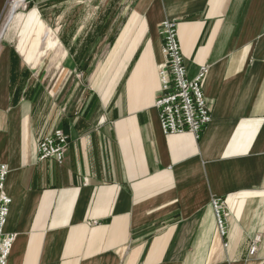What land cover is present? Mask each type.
Instances as JSON below:
<instances>
[{"label":"crops","instance_id":"crops-1","mask_svg":"<svg viewBox=\"0 0 264 264\" xmlns=\"http://www.w3.org/2000/svg\"><path fill=\"white\" fill-rule=\"evenodd\" d=\"M132 1L118 23L62 29L53 17L66 51L52 62L55 91L36 77L47 26L37 8L5 27L17 30L15 48L0 45L7 264H264V0ZM167 18L188 77L207 67L212 118L199 138L162 133L153 104ZM56 127L68 136L61 164L36 152Z\"/></svg>","mask_w":264,"mask_h":264},{"label":"built area","instance_id":"built-area-1","mask_svg":"<svg viewBox=\"0 0 264 264\" xmlns=\"http://www.w3.org/2000/svg\"><path fill=\"white\" fill-rule=\"evenodd\" d=\"M176 25L174 19L167 18L159 26L164 61L157 68L161 93L155 98L153 104L158 110L162 133L171 135L190 132L195 138H199L202 129L212 118L210 105L202 88L207 67L200 66L195 77H188L181 45L177 38ZM67 146L68 136L61 128L56 127L38 140L37 159H54L58 164H61ZM8 171L9 167L5 163H0V264H7L8 254L15 236L12 232L6 233L4 227L11 202V197H8L3 190ZM223 204L224 202L219 198L211 200L221 235L226 232ZM258 241L259 236H256L249 247L250 253L256 251Z\"/></svg>","mask_w":264,"mask_h":264},{"label":"rangeland","instance_id":"rangeland-1","mask_svg":"<svg viewBox=\"0 0 264 264\" xmlns=\"http://www.w3.org/2000/svg\"><path fill=\"white\" fill-rule=\"evenodd\" d=\"M132 0H92L91 2L86 3H78L77 5H70V4H63L62 6L56 5L53 6L52 4L47 3H37L36 0H23L19 6L13 11L12 16L15 15H24L26 14L31 8L36 7L40 19H42L45 24V30L50 28L51 33L55 37L56 34L53 31L54 26V19L53 17L59 16L61 18L62 29L64 28H75L79 26H103L108 22L118 23L121 19L122 9L131 6ZM13 0H7L5 3L4 10L0 15V29L3 27L1 31L2 33L5 30L6 25L12 18V16L8 19L5 23L8 13L12 8ZM119 15V16H118ZM52 20H50V18ZM17 30L14 27L13 22H11L6 30L4 37L0 40V45L3 46L6 41L10 43V45L15 48L17 42ZM58 39V37H57ZM43 42V41H42ZM62 48V47H61ZM62 52H57L54 50H50L47 53H44L45 56L40 59V61L36 64V77L40 82L46 87L48 91H55L57 90L58 84L55 81V76L59 71V68L53 65L56 62H59L61 58L65 56L66 51L62 48ZM54 62V63H52ZM46 104L48 101H45Z\"/></svg>","mask_w":264,"mask_h":264},{"label":"bare ground","instance_id":"bare-ground-1","mask_svg":"<svg viewBox=\"0 0 264 264\" xmlns=\"http://www.w3.org/2000/svg\"><path fill=\"white\" fill-rule=\"evenodd\" d=\"M22 1L23 0H13L12 8L10 9V11L8 13V16H7V19H6L5 23L12 16L13 11L19 6V4ZM4 26H5V24L3 25V27ZM3 27L0 29V34H1V31H2ZM44 33H45V35H44V39H43V42H42V47L44 48V50H43L44 53H47L50 50H54V51H57V52L60 51V52L63 53V50H62V48L60 46L59 40L57 39V37H55L53 35V33H51L50 28H47ZM0 37H1V35H0Z\"/></svg>","mask_w":264,"mask_h":264}]
</instances>
